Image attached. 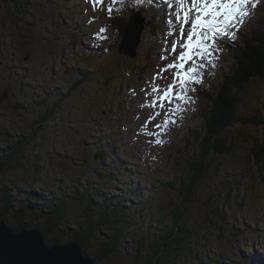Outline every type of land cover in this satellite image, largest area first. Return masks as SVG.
<instances>
[{
    "label": "rangeland",
    "instance_id": "obj_1",
    "mask_svg": "<svg viewBox=\"0 0 264 264\" xmlns=\"http://www.w3.org/2000/svg\"><path fill=\"white\" fill-rule=\"evenodd\" d=\"M82 1L57 0L65 10L62 18L50 13L46 0H28L24 6L20 0H0L1 159L11 156L26 136L36 135L35 141L23 143L24 149L16 155L18 166L27 162L24 165L28 168L21 172H16L18 166L0 168V207L7 192L10 200L12 194L17 201H8L9 211L19 210L23 202L40 207L36 216L26 214L25 208L26 211L18 212L28 226L34 221L37 227V221L45 214L46 217L50 209L40 206L43 203L30 193L45 189L48 195L58 194V188L65 187L54 181L64 178L74 192L72 198L51 196L54 200L58 197L64 211H58L63 216L56 223L58 229L52 226L46 235L42 231L45 245L50 248L62 251L65 248L59 242H69L84 251L74 230L85 222L93 230L92 236L87 237L85 254L94 258L96 264H169L175 258L172 254L166 256L170 245L189 250L186 256L190 259L183 257V264H196L198 252L207 260H215L213 256L223 258L227 264L233 260L239 263L246 256L255 259L248 248L254 243L259 244L258 248L264 246V173L261 176L256 164L259 150L251 153L249 149H261L254 139L264 144V127L245 120L257 109L264 111V78L245 85L239 118L228 132L229 142H236L235 149L223 157L211 154L204 160L212 165H208V173L200 181L199 197L196 195L191 203L193 210L187 208L188 219L183 221L184 227L191 230V242L185 244V239L178 238L160 242L161 260L155 263L149 254L145 258L144 251L154 235H163L164 229L173 225V210L181 201L179 185L189 178V162L202 158L205 132L200 109L208 102H204L199 89L207 86L209 93L214 94L223 83L232 70L236 44L240 46L249 29L264 21V0ZM129 1L134 6L142 5L148 19L159 13L166 24L173 25L172 29L160 27L155 35L152 30L143 32L141 44L132 56L119 52V25L110 18L122 14ZM74 6L83 14L85 29L82 35H72L73 45L67 29L74 27ZM91 16L93 19L88 20ZM106 40L115 41V50L101 58L94 45L106 46ZM15 63L20 65V72ZM81 67L93 72L84 79L87 85L76 86L77 92L63 99L49 124L35 130L36 118L45 108L34 111V115L31 109L25 110L31 98L41 94L26 86L46 83L48 92L51 87L60 88L53 104L69 92L74 80L70 76ZM77 75L81 77L83 73ZM98 138H108L111 145L117 140L129 159L135 153L130 163L136 168V175L130 177L128 188L114 181L111 171L115 161L106 163L101 154L96 155L95 148L102 143L97 142ZM88 154L100 161L96 175L89 170L93 163ZM218 164L221 166L216 171ZM16 173H21L20 185L25 189L19 186ZM48 174L54 177L50 182L46 179L48 183L41 185L44 187H30V180ZM11 181L12 189L7 187ZM132 186L142 188L140 196H133L129 190ZM15 187L24 189L23 193ZM219 208L225 211L224 221L217 216ZM9 217L12 219L6 221H14V227L23 224L14 214ZM243 223L254 226L257 232L246 233V240L240 235ZM55 236L59 240L53 242ZM20 256V252L11 254L14 259Z\"/></svg>",
    "mask_w": 264,
    "mask_h": 264
},
{
    "label": "trees",
    "instance_id": "obj_2",
    "mask_svg": "<svg viewBox=\"0 0 264 264\" xmlns=\"http://www.w3.org/2000/svg\"><path fill=\"white\" fill-rule=\"evenodd\" d=\"M20 1L23 6L27 5L28 0H20ZM72 1H76V0H72ZM48 2H49V7L47 6V8L48 10L51 11L50 12L51 14L53 11L57 15H61L62 18H65V15H63V12H65V10H62L63 8L58 6L60 2H57V0H46V3ZM74 8H75V17H77V15L80 12L78 13L76 11L77 9L76 6H74ZM113 22L119 25L118 39L120 40L124 35L127 19L116 18V19H113ZM146 25H148V29H151L154 35H155V32L159 29V27L162 26L157 16L151 17L146 22ZM75 29H78V30H75ZM68 31L70 35H74V37L75 35H79L81 33V30L79 29L78 26L70 28ZM263 37H264V21H260V22H257L254 26H252L249 29V32L244 35L242 39L243 42L240 46L236 44L235 46L236 48H234V52H236V56L231 65L232 70L230 73L225 75V79L223 83H221L219 87H216V92L214 94L209 93L208 89H206L207 86H201L202 88L199 89L200 93L204 96V102L205 100L208 102L207 106L203 108V105H202V109H200L201 119H202V128L205 132L204 139L201 142L202 143L201 144L202 158L192 160L189 162L192 168V171L188 174L189 178L184 179L179 185V197L181 198V201H180L179 206H177V208H174L173 210V214H172L173 225L164 229L163 235H154V237L151 239L149 243V246L147 249L149 250L148 253H147V250L144 251L146 252L145 258H148V254H149L150 256H152V258L150 259L151 260L153 259L152 262L154 263L156 261L161 260V256L159 252H162L163 248L160 242L167 243L169 239L170 241H173V239H176V238H178L180 241L185 239V244H189L191 242V238L189 237V234L191 235V230L189 227L188 228L184 227L185 224L183 223V221L186 222L188 219L186 218L188 210L190 209L193 210L192 208L193 205L191 203L193 202L196 195H198L199 197L198 191L200 190V181L204 179L205 176L207 175L208 165H212V162H210L209 164H206L204 160H208L211 154H216V155H219V157H223L224 154L225 155L229 154L231 150L235 149L234 143L236 142L231 141V140L230 141L233 143L229 142L228 132H229V129L235 124V121H237V119L239 118V109L244 99L243 94L245 91V85L247 83L252 82L253 80L264 78V39ZM74 44H75V40L73 42V45ZM114 45H115V41L114 42L112 41V42H109L106 45V47L97 49L101 54V58H104L107 54L113 52L115 50ZM16 67L18 69L19 66L17 65ZM80 69L81 70H77V72L73 73V76L72 75L70 76V77H73L74 80H73V86L71 87L69 92L63 95L62 97H60L59 99H57L56 102L53 104L52 102L55 101L56 95L61 92L60 88H57L56 86H54V87H51V89L48 92L46 91V83L40 84L36 82L33 85L26 86V87H30L31 90L37 89L41 93L40 95L31 98L32 102L29 105L28 109H31V112L33 113L34 111L37 112L38 110L45 108L44 112L38 114L39 118L38 117L36 118L35 125H34L35 130L37 129L40 130L42 127H45L46 125H48L49 122L52 120V116L54 112L59 107H61V102L63 101V99L66 96H69L73 92V90L76 89V86H79L82 88L83 84L81 82H84V79L89 77L90 74L93 73L92 71H87V70H91L90 68H86L82 70L83 67H81ZM79 72L83 73L81 77L77 75ZM68 79L69 81L72 80L71 78H68ZM25 82H27L28 84L29 81L25 80ZM21 85L24 86V81H21ZM7 89H9V87H7ZM247 122H251L254 125L264 127V111L261 109H257L254 114H252L251 116L247 118V120H245V123ZM199 136H202V135L199 133ZM25 138L26 139L23 142L18 143L19 144L18 148L12 152L11 156L6 157L4 159H1L3 157H0V168H2L3 166H9L10 169H12L19 165L17 161L18 158L16 157L17 152L22 151L24 149V148L21 149V147L23 146V143L26 144L29 141L31 142L33 139L35 141L36 135H32V136L29 135V136H26ZM86 139H90V137ZM254 140H255L254 142L255 144L257 141L259 142L261 149H256L252 147L251 150L249 149V152L254 153L259 150L260 155L258 156V161H256V164L262 176V174L264 173V153H263L264 144L262 143V141H259L256 138ZM97 142L98 143L102 142V143L99 147H96V148L93 144V147L95 149H98V152L96 150V153H97L96 155L99 156L101 154V158H102L101 160L106 163L115 161V164L112 167V171H111V173L113 174L115 178L114 181L119 182L123 186L128 188L129 187L128 183L131 182L130 177L136 175L135 171L133 170L136 168L130 163V160L134 156H136L135 153H133L129 159L126 156L125 151L122 149V147L117 142V140L112 141L113 147L109 143L108 138L104 139L103 141L100 140V138H98ZM99 148L106 152L105 153L101 152ZM1 150L2 149H0V151ZM118 155L125 156V157L121 158ZM88 156L93 163L91 166L92 168H89V170L91 169V172L96 175L99 173L98 164H100V161L97 160V157L95 156H91L89 154ZM24 164H28V163L24 162ZM24 164H21L20 166H18V168L16 169V172H21L23 168H28ZM80 165L82 167L84 166L82 163H80ZM110 166L111 165L109 164V165H105L104 167L108 168ZM220 166H221L220 164L216 165V171H218ZM115 171H117V174H115ZM35 172L37 171L35 170ZM20 175L21 173H16V176L18 177L19 186H20V179H19ZM108 176H109L108 178L111 177V175H108ZM53 177L54 175H51V179ZM118 177H121L124 182L120 180ZM54 182L62 184L59 187H63V186L65 187L64 189L58 188L59 189L58 194L54 192L48 195L45 189L40 191L37 194L33 192L30 193L34 197H38L36 199L43 203V204H40V206H45L50 209L49 211H47L48 215L45 217L46 215L45 214L44 217H41V219L39 220V222L41 223V229L45 233V235L49 233V229L50 227L52 228V226L54 227V229H58L57 224H56L59 222L58 218L63 217L60 213H58V211H64V208L62 207L63 204H61L57 200L58 197L56 200H54V198L51 196L53 194H56L57 196H62V198H72V195L74 192V188L73 186H70V183L68 185L64 183V182H67L64 178H60L59 181H54ZM45 183H48L47 180ZM138 184H141V183H138ZM47 185L48 186L50 185L51 187H55L51 183ZM7 187L12 189V187H14L13 181H11L10 185H8ZM41 187H44V186H41ZM90 187L91 186L87 188H90ZM15 188L17 190V187ZM46 188L49 189L47 186ZM50 189L52 191H55L54 188H50ZM18 190L20 194L23 193L22 191H24V189L22 190V188H19ZM129 190L131 191L133 196H140L142 193L141 192L142 188L138 189L137 187H134V186L130 187ZM5 191H6V188H5ZM10 192L12 193V191ZM3 199H4V204L3 206L0 207V220L6 221L8 218L10 219L9 210H8V201L10 200V195L8 192L3 195ZM11 200L15 201L12 194H11ZM11 200H10V204H11ZM18 202H20L19 199H18ZM57 202L58 204H56ZM21 208L24 209L23 205H21ZM10 210L15 213L14 209L10 208ZM216 211H217V216H219V218H222V219L224 218L223 219L224 221L226 218L225 211L221 210V208L217 209ZM192 216H194V213H192ZM180 223L181 225H179ZM242 227H243V230H241L240 235L241 234L243 235L244 240H246V237H245L246 233H249V232L257 233L254 226L252 227L246 223H243ZM149 232L152 233L150 229H149ZM74 234L77 236L76 238L77 242H79L81 246L85 248L84 251H86L87 250L86 247L88 246L87 237H90L93 234L92 227L88 223L80 222L77 229L74 230ZM159 236H162V237L159 239ZM186 239L189 242H187ZM58 240H59V236L53 237V242L58 241ZM144 241H145V238H144ZM248 246H249V243H247V248ZM256 246H259V244L254 243L253 245L250 246V248H248L252 251L253 254H255L256 263H255L254 257L251 258L249 256H246L244 258H241V261L239 263H237L236 260H233L232 264H264V257H261V256H264V246H261L259 248ZM169 247L170 249L166 250L167 252L166 256H170L172 254L175 257L174 262L170 261L168 262L169 264H183L184 263L183 257H186V259H190L188 256H186L189 250L184 251L183 249H178L171 245ZM258 250H260V252H258ZM177 252L179 253L181 252V253L177 255ZM195 255L197 256L196 264H227L226 261H223V258L218 259L215 256H213L215 260L214 259L207 260V258L202 256L203 254L202 253L200 254V252L196 253ZM237 255L238 257L240 256L239 253ZM166 256H165V259L166 261H168L169 259H167ZM181 256H182V259L180 258ZM221 256L224 257L223 255ZM208 257L211 258L210 255ZM178 259H181V262ZM185 263L193 264L191 262L189 263L188 261H186Z\"/></svg>",
    "mask_w": 264,
    "mask_h": 264
},
{
    "label": "water",
    "instance_id": "obj_3",
    "mask_svg": "<svg viewBox=\"0 0 264 264\" xmlns=\"http://www.w3.org/2000/svg\"><path fill=\"white\" fill-rule=\"evenodd\" d=\"M144 26L145 19L141 14L134 15L128 24L125 38L119 47L121 52L135 54V50L141 42ZM0 243L3 245L0 246V251H6L5 247L11 250L14 244L19 249L30 248V252L23 253L22 260H18V263L16 261L9 263L11 256L0 252L1 264H96L94 258L86 255L85 251L75 243L59 242L62 244V248H65L62 251L45 245V235L39 225L18 232V230H13L5 221H0ZM34 256L37 258H34ZM69 257L72 259H69Z\"/></svg>",
    "mask_w": 264,
    "mask_h": 264
},
{
    "label": "bare ground",
    "instance_id": "obj_4",
    "mask_svg": "<svg viewBox=\"0 0 264 264\" xmlns=\"http://www.w3.org/2000/svg\"><path fill=\"white\" fill-rule=\"evenodd\" d=\"M52 14H54V15H57L56 13H54L53 11H52ZM103 45H104V42H103ZM101 46H102V44H101ZM101 46H96V45H94V47L96 48L95 50L97 51V52H99L97 49H99ZM92 46H90V48H91ZM91 49H93V48H91ZM94 50V52H96ZM96 52V53H97ZM128 55H130V56H132L131 54H129L128 53ZM13 57V56H12ZM17 64V63H16ZM19 67H20V65L19 64H17ZM18 70V69H17ZM19 72H20V70H18ZM36 181V180H35ZM24 198H26L25 196H23ZM15 203L17 204V201H15ZM22 205H23V208H25V209H27V211L25 210V209H22L21 207L19 208V210H16L15 209V212L16 213H14V212H11V211H9V214H14L18 219H21L22 221H23V224L22 225H20V227H14L13 225L15 224L14 223V221L11 223V224H9L7 221H5L7 224H9V226L10 225H12V226H10L13 230H18V232H22V231H24L26 228H28V229H32V228H35L34 226H35V224H33V223H35L34 221H32L31 223H30V225L28 226L26 223H25V221H24V218L20 215V214H18V212H22L23 210H25L26 212V214H29V215H34V216H36V214H34L35 213V211H38L39 209H40V207H35V206H32L31 207V205H26V203H21ZM22 210V211H21ZM31 211V212H30ZM11 218V217H10ZM12 219V218H11ZM23 226H27V227H25V228H23L22 229V227ZM5 242V241H4ZM0 246H3L1 243H0ZM6 248V251H0V252H3V253H7V255H9V256H11V254L12 253H16V252H20L21 253V256L20 257H18V259H14V258H10L9 260V263H12V261H16L17 263H18V260H22V256L24 255L23 253H25V252H27V251H29L30 252V248H27V249H19V247L16 245V244H14L13 245V247H11V250H10V248H8V247H5ZM10 250V251H9ZM9 251V252H8ZM34 258H37V257H35L34 256ZM69 259H72V258H70L69 257ZM1 264V263H0Z\"/></svg>",
    "mask_w": 264,
    "mask_h": 264
}]
</instances>
